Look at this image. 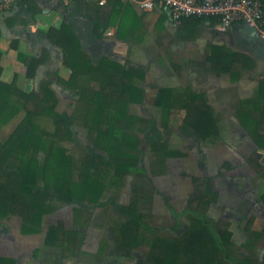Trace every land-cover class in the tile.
Wrapping results in <instances>:
<instances>
[{
    "label": "trees",
    "instance_id": "1",
    "mask_svg": "<svg viewBox=\"0 0 264 264\" xmlns=\"http://www.w3.org/2000/svg\"><path fill=\"white\" fill-rule=\"evenodd\" d=\"M29 10L32 0H27ZM264 3V0H262ZM71 8L69 17L77 16L89 21L84 31L72 23L63 22L59 27H50L42 36L61 52L62 65L70 71L68 79L57 78L64 87L79 91L86 111L82 126L95 133L98 148L116 156L115 176L128 169L132 157L122 149L129 148L132 138L128 134L137 117L129 114L130 104L144 102V90L135 83L134 71L125 68L109 57L87 53L81 44L100 40L105 32L116 28V37L126 40L141 26L145 16L137 13L121 0H108L105 6L93 8L91 1L75 0L65 7ZM155 28L162 30L166 14L160 8ZM39 10H32L37 13ZM205 19H183L177 29L189 31ZM215 24L214 19H210ZM44 62L42 54L26 57V77H35L36 70ZM252 66V60L243 53L234 52L225 46L213 45L204 61L205 72L229 75L237 79L244 69ZM0 67V129L21 111L23 119L9 137L0 142V221L10 214L22 220L24 234L40 232L44 215L49 213L48 201L52 195L68 203H97L104 189L102 179L107 163L99 154L85 152L75 160L72 155V118L56 111V97L47 83L39 90L26 92L17 88L15 79L4 81ZM153 105L162 110V120L168 122L173 110L183 111V124L191 128L197 137L206 140L218 137V119L202 94L187 88L174 94L168 88H159ZM51 121L53 131L39 125V119ZM236 119L248 132L254 144L264 149V79L258 84L254 97L239 102ZM106 124V129L103 128ZM147 138L159 143L161 134L154 122L149 124ZM40 153L44 154L41 162ZM135 160V159H134ZM264 207V193L260 195ZM127 220L117 229L118 246L133 249L139 244L147 245L150 264H229L231 257V232L228 226L213 223L205 216L197 217L175 239L153 236L145 239L141 231H153L129 207L123 208ZM255 237L264 235V222ZM83 235L67 231L62 226L48 228L44 244L60 247L65 255L76 257L81 248ZM250 240V239H249ZM0 264H16L12 259L0 257ZM245 264V263H242Z\"/></svg>",
    "mask_w": 264,
    "mask_h": 264
},
{
    "label": "rangeland",
    "instance_id": "2",
    "mask_svg": "<svg viewBox=\"0 0 264 264\" xmlns=\"http://www.w3.org/2000/svg\"><path fill=\"white\" fill-rule=\"evenodd\" d=\"M91 5L93 8L98 6L94 2ZM148 13L144 31L139 37H134L138 40L144 36L148 46L118 50L106 41L99 54L144 77L167 74L170 69L181 73L180 61L192 57L193 51H183L180 45L199 43L200 50H203L207 46V37L196 27L185 31L169 25L167 21L162 30L154 28L155 12ZM85 49L89 51L90 47L85 46ZM35 51H40L44 62L49 65H53L61 54L49 41ZM53 71V68L45 70L29 92L39 90L42 83L49 85L56 97V111L72 118L74 159L78 160L88 152L101 155L107 163L102 179L104 189L94 204L68 203L52 195L48 201L50 211L43 216L40 232L36 234L22 232V220L18 215L6 216L0 221V257L12 259L16 264H150L146 244L141 243L133 249L118 246L117 229L127 220L123 208L129 207L153 230L141 231L145 239L160 236L172 240L191 223L194 224L197 217L205 216L211 222L218 221L227 227L228 211L236 202H252L251 210L255 204L263 207L259 184L264 187V157L256 153L251 143L253 139L239 122L241 128L218 126V137L203 140L183 124L184 113L181 110L171 111L168 122L164 123L162 110L153 105L158 90H145L143 104H130L128 108L129 114L137 117L127 131L133 141L129 148L122 149L132 157L126 164L129 170L114 178L116 156L98 148L96 134L89 133L81 124L86 105L79 91L61 85ZM61 78L68 79L67 76ZM227 114H235L236 117V111ZM24 115L25 112L21 111L0 129V142L9 137ZM151 122L161 134L159 143H151L147 138ZM38 123L45 131H53L50 120L40 118ZM103 128L106 129V124ZM39 159L43 161V153ZM246 164L253 170L244 171ZM251 184L254 186L252 189L248 188ZM246 209L242 208V211ZM52 225L83 235L76 257L65 255L60 247L44 244L45 234ZM261 225L260 221L255 226Z\"/></svg>",
    "mask_w": 264,
    "mask_h": 264
},
{
    "label": "crops",
    "instance_id": "3",
    "mask_svg": "<svg viewBox=\"0 0 264 264\" xmlns=\"http://www.w3.org/2000/svg\"><path fill=\"white\" fill-rule=\"evenodd\" d=\"M32 1L33 6L29 10L27 0H17L14 7L0 18L1 78L4 81L15 79L16 86L26 92L32 90L34 81L45 70L47 72V70L53 68V74L57 78L68 77L70 74V71L62 65L60 54L53 61L54 66L43 62L36 70L34 79L26 77L25 58L39 56L40 51H35V49L37 47L41 48L47 43L42 34L46 33L50 27H59L63 22L72 23L81 31H84V26L89 24L88 20L81 17H69L71 8L68 7L67 11H65V7L69 4L67 0ZM129 6L137 15L145 14L140 28L126 40L117 39L116 28L114 27L109 28L100 40H95L93 43H89L86 38H82L81 44L84 49L85 46L90 47L89 51L85 49L87 53L91 54L95 48L99 49L100 53L102 44L106 41L109 42L110 47L118 50L148 46L149 43L144 39V36L143 39L138 40H134V37H139L144 31L146 16L149 13L142 12L135 6ZM34 9L39 11L33 13L32 10ZM154 12L156 23L160 10L156 9ZM215 25L208 19L196 26L207 37L205 43L207 46L203 50H200L201 45L199 43L188 46L185 43L180 45L184 49L183 51L186 49L193 51L192 57H185L180 61L179 68L181 73L170 69L167 74L156 73L144 77L133 70L138 74L135 83L137 86L142 87L144 91L152 89L157 91L159 88L167 87L174 94H180L186 88H190L194 93L202 94L204 101L214 110L215 116L219 118H217V126L241 128L235 114L230 115L227 113L237 111L240 101L254 97L259 82L264 79V43L261 38L250 39L246 37L241 25L236 24L224 33L217 32ZM213 45L225 46L234 52L246 54L251 58L252 66L244 69L237 79H232L229 75L204 72L203 62L209 53L210 47ZM48 50L51 49L48 48ZM251 143L256 153L264 157V149L257 148L254 142ZM251 168L250 165L246 164L243 170L252 171L253 168ZM250 186L248 187L250 189L254 187L252 184ZM260 187L261 194H263L264 187L262 188L259 184ZM249 192L251 193V190ZM252 204V202L246 201L236 202L233 205V209L228 211L230 218H227L226 222L229 223L227 226L232 234L229 248L231 262L229 264H264V235L260 237H255L254 235V233H259L262 227L261 225L257 228L255 225H258L260 221L262 224L264 222V207L255 204V208L253 207V210H251ZM242 208L247 209L242 211Z\"/></svg>",
    "mask_w": 264,
    "mask_h": 264
},
{
    "label": "built area",
    "instance_id": "4",
    "mask_svg": "<svg viewBox=\"0 0 264 264\" xmlns=\"http://www.w3.org/2000/svg\"><path fill=\"white\" fill-rule=\"evenodd\" d=\"M72 2L75 0H67ZM91 1L105 6L108 0ZM17 0H0V18L15 5ZM142 12L163 8L166 21L177 28L183 19L197 18L215 20V28L224 33L234 25L254 27L264 40V3L262 0H121Z\"/></svg>",
    "mask_w": 264,
    "mask_h": 264
},
{
    "label": "water",
    "instance_id": "5",
    "mask_svg": "<svg viewBox=\"0 0 264 264\" xmlns=\"http://www.w3.org/2000/svg\"><path fill=\"white\" fill-rule=\"evenodd\" d=\"M242 27V30L244 31V33L246 34V37L250 38V39H259V34L257 32V30L255 28H251L250 26L248 25H241ZM262 42L264 43V40L261 39Z\"/></svg>",
    "mask_w": 264,
    "mask_h": 264
},
{
    "label": "flooded vegetation",
    "instance_id": "6",
    "mask_svg": "<svg viewBox=\"0 0 264 264\" xmlns=\"http://www.w3.org/2000/svg\"><path fill=\"white\" fill-rule=\"evenodd\" d=\"M231 28H232V27H231ZM231 28H230V29H231Z\"/></svg>",
    "mask_w": 264,
    "mask_h": 264
}]
</instances>
